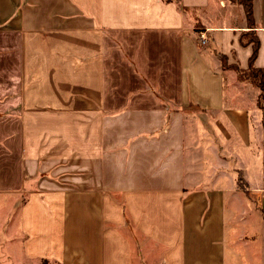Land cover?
<instances>
[{"label": "crops", "instance_id": "1", "mask_svg": "<svg viewBox=\"0 0 264 264\" xmlns=\"http://www.w3.org/2000/svg\"><path fill=\"white\" fill-rule=\"evenodd\" d=\"M245 31L229 0H0L17 264H264L258 90L220 60L248 69Z\"/></svg>", "mask_w": 264, "mask_h": 264}, {"label": "trees", "instance_id": "2", "mask_svg": "<svg viewBox=\"0 0 264 264\" xmlns=\"http://www.w3.org/2000/svg\"><path fill=\"white\" fill-rule=\"evenodd\" d=\"M243 7L244 15L248 25V31L241 33L239 42L242 46L251 45L252 54L249 59V66L247 70H240L234 66H227L226 59L221 56L220 60L223 67L231 68L237 74L241 81L249 82L258 90L257 106L262 114V126L264 129V68H254L253 62L258 50L259 41L254 31H251L254 25L252 15V0H231Z\"/></svg>", "mask_w": 264, "mask_h": 264}, {"label": "rangeland", "instance_id": "3", "mask_svg": "<svg viewBox=\"0 0 264 264\" xmlns=\"http://www.w3.org/2000/svg\"><path fill=\"white\" fill-rule=\"evenodd\" d=\"M231 1V0H229ZM232 3H236L231 1ZM237 4V3H236ZM200 31H204V30H200ZM199 31V32H200ZM236 80L238 82L241 83H247L249 85V82H245V81H241L236 74ZM253 86V85H252ZM251 87V86H250ZM255 89V88H253ZM1 203V200H0ZM2 204V203H1ZM3 205V204H2ZM6 214H8L7 209L4 210L1 208L0 209V218H6ZM15 227H17V225L14 223ZM9 227V226H8ZM10 228V227H9ZM13 228V227H12ZM6 230V225L3 227V230L0 231V259L2 258V260L0 261V264H17L16 261L18 259V254H17V248L16 246L10 241L11 238H7V234L9 233L8 229ZM39 264H48V262L42 261Z\"/></svg>", "mask_w": 264, "mask_h": 264}, {"label": "built area", "instance_id": "4", "mask_svg": "<svg viewBox=\"0 0 264 264\" xmlns=\"http://www.w3.org/2000/svg\"><path fill=\"white\" fill-rule=\"evenodd\" d=\"M198 36H199L200 43L201 44H205V42H206V36H205L204 32L199 33Z\"/></svg>", "mask_w": 264, "mask_h": 264}]
</instances>
